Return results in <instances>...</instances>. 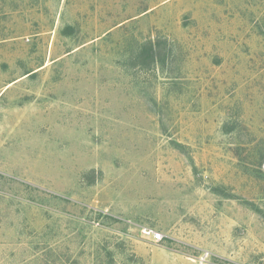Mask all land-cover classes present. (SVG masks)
<instances>
[{"label": "rangeland", "instance_id": "obj_1", "mask_svg": "<svg viewBox=\"0 0 264 264\" xmlns=\"http://www.w3.org/2000/svg\"><path fill=\"white\" fill-rule=\"evenodd\" d=\"M0 264H264V0H0Z\"/></svg>", "mask_w": 264, "mask_h": 264}, {"label": "built area", "instance_id": "obj_2", "mask_svg": "<svg viewBox=\"0 0 264 264\" xmlns=\"http://www.w3.org/2000/svg\"><path fill=\"white\" fill-rule=\"evenodd\" d=\"M139 233L143 238H147L149 240H151L154 243H158L162 240L163 235L156 233L154 231H152L151 229L148 228H140L139 229Z\"/></svg>", "mask_w": 264, "mask_h": 264}]
</instances>
